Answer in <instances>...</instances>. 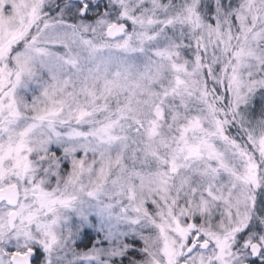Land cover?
<instances>
[{"label":"snow or ice","instance_id":"snow-or-ice-1","mask_svg":"<svg viewBox=\"0 0 264 264\" xmlns=\"http://www.w3.org/2000/svg\"><path fill=\"white\" fill-rule=\"evenodd\" d=\"M0 264H264V0H0Z\"/></svg>","mask_w":264,"mask_h":264}]
</instances>
